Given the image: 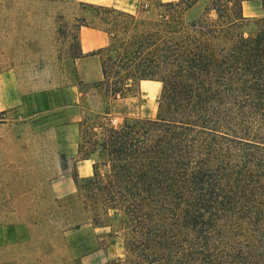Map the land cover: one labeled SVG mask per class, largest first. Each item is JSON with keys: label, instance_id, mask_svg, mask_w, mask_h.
<instances>
[{"label": "trees", "instance_id": "obj_1", "mask_svg": "<svg viewBox=\"0 0 264 264\" xmlns=\"http://www.w3.org/2000/svg\"><path fill=\"white\" fill-rule=\"evenodd\" d=\"M250 1L210 0L193 20L200 0L158 1L145 17L82 4L106 28L82 26L110 36L95 53L108 107L78 123L79 158L99 161L74 182L98 225H131L134 262L264 264V17H245ZM144 81L162 84L157 117L112 125V104Z\"/></svg>", "mask_w": 264, "mask_h": 264}, {"label": "rangeland", "instance_id": "obj_2", "mask_svg": "<svg viewBox=\"0 0 264 264\" xmlns=\"http://www.w3.org/2000/svg\"><path fill=\"white\" fill-rule=\"evenodd\" d=\"M121 1L145 17L156 2L175 0ZM209 1L200 0L187 19L203 15ZM82 4L0 0V264H147L123 249L131 225L119 219L98 225L86 190L74 182L92 178L99 161L79 158L78 123L108 107L105 90L82 83L76 67L80 27L106 28L98 11ZM244 5L245 17H264V0ZM160 95L151 101L140 86L136 98L112 104L108 120L120 126L130 118L155 119Z\"/></svg>", "mask_w": 264, "mask_h": 264}, {"label": "crops", "instance_id": "obj_3", "mask_svg": "<svg viewBox=\"0 0 264 264\" xmlns=\"http://www.w3.org/2000/svg\"><path fill=\"white\" fill-rule=\"evenodd\" d=\"M85 4H94V5H104V6H112L119 10L127 11L134 13L132 8L133 6L128 5L126 8V4L121 0H80ZM245 9V5H244ZM78 38L80 43V53L81 55L76 59V67L78 70V74L80 77V81L84 84L97 83L103 80V72L101 66V59L98 55H95L99 50L107 47L110 44V36L103 30L81 26L78 32ZM90 63H95L96 70L95 76H90L89 69ZM145 84V85H144ZM141 88H144L145 93L151 101H154L158 98L160 93V88L162 90V84L160 87V83L152 82V81H144L141 83ZM144 86V87H143ZM68 99L76 102L73 93H67ZM66 96V94H65ZM120 102V101H117ZM115 102L114 104H117Z\"/></svg>", "mask_w": 264, "mask_h": 264}]
</instances>
